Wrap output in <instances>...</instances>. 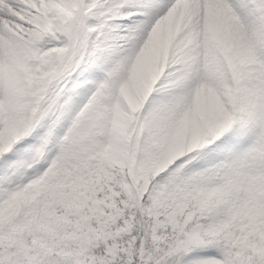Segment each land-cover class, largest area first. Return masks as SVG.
I'll use <instances>...</instances> for the list:
<instances>
[{
  "label": "snow or ice",
  "instance_id": "snow-or-ice-1",
  "mask_svg": "<svg viewBox=\"0 0 264 264\" xmlns=\"http://www.w3.org/2000/svg\"><path fill=\"white\" fill-rule=\"evenodd\" d=\"M0 264H264V0H0Z\"/></svg>",
  "mask_w": 264,
  "mask_h": 264
}]
</instances>
